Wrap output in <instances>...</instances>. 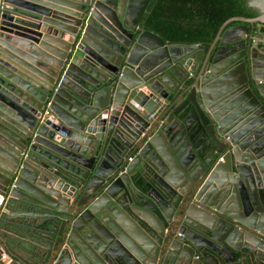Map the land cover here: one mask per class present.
Listing matches in <instances>:
<instances>
[{"label":"water","instance_id":"95a60500","mask_svg":"<svg viewBox=\"0 0 264 264\" xmlns=\"http://www.w3.org/2000/svg\"><path fill=\"white\" fill-rule=\"evenodd\" d=\"M148 2L0 0V264H264V0L206 49Z\"/></svg>","mask_w":264,"mask_h":264},{"label":"trees","instance_id":"16d2710c","mask_svg":"<svg viewBox=\"0 0 264 264\" xmlns=\"http://www.w3.org/2000/svg\"><path fill=\"white\" fill-rule=\"evenodd\" d=\"M246 1L149 0L142 14L141 24L143 28L164 40L176 43H202L207 46L220 24L228 17H254L258 14ZM261 32L264 34V27L261 28ZM258 44L264 49V40H260Z\"/></svg>","mask_w":264,"mask_h":264},{"label":"flooded vegetation","instance_id":"af4514ba","mask_svg":"<svg viewBox=\"0 0 264 264\" xmlns=\"http://www.w3.org/2000/svg\"><path fill=\"white\" fill-rule=\"evenodd\" d=\"M141 18H142V16H141ZM139 24H141V19H140ZM237 24H239V22H236V23L235 22H231V23L227 24L226 27L237 25ZM246 25L248 26V34H247L246 38L250 37L249 46L251 45L252 42L257 41V43H256L257 44V49H259V50L263 49L262 47L259 46L258 43H259L260 40H264V34L261 32V28L264 27V23L254 22L252 24H248L247 23ZM165 41H167V40H165ZM190 64L191 63L188 62V65H190Z\"/></svg>","mask_w":264,"mask_h":264},{"label":"crops","instance_id":"0c3cea01","mask_svg":"<svg viewBox=\"0 0 264 264\" xmlns=\"http://www.w3.org/2000/svg\"><path fill=\"white\" fill-rule=\"evenodd\" d=\"M201 44H202V43H201ZM202 45L204 46V49H206V48L208 47L209 44H208L207 46H205L204 44H202Z\"/></svg>","mask_w":264,"mask_h":264},{"label":"built area","instance_id":"2783aa9c","mask_svg":"<svg viewBox=\"0 0 264 264\" xmlns=\"http://www.w3.org/2000/svg\"><path fill=\"white\" fill-rule=\"evenodd\" d=\"M0 202H2V197H0Z\"/></svg>","mask_w":264,"mask_h":264}]
</instances>
